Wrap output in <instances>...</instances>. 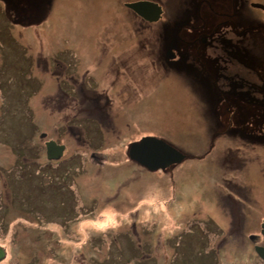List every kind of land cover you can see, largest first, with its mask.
<instances>
[{
    "label": "rangeland",
    "instance_id": "rangeland-1",
    "mask_svg": "<svg viewBox=\"0 0 264 264\" xmlns=\"http://www.w3.org/2000/svg\"><path fill=\"white\" fill-rule=\"evenodd\" d=\"M105 1L68 0L62 7L65 12L51 16L42 9L28 19L32 25L25 28H22L25 23L18 22L19 16L14 14L17 18L9 19L0 10V151H3L0 164L10 165V178L24 197L23 201H17V205L23 206L22 210L11 204L10 217L0 218V244L6 245L10 252L13 246L14 252L22 257L19 263L14 264H93L91 259L103 264L109 252L107 244L93 243L97 246L95 250L93 244L88 243V237L109 234L113 243V237L124 231L135 242L133 232L139 227L133 224L132 219L149 217L156 220L151 241L157 246L155 255L157 252L158 254L147 260L148 257L139 253V250H117L108 256V264L124 261L132 255L137 260L139 257L145 259H141L139 264H263L253 251L252 245L254 242H263L261 237L257 240L255 232L262 236L259 223L264 218V146L256 142H264L262 139L243 140L231 145L227 143L230 141L219 140L220 143L211 146L214 140L212 141V135L207 130L205 118L200 115L201 105L195 94L188 91L190 88L187 84L177 79L175 72L158 82V87L148 93L152 90V85L145 76L152 75L158 69V64L153 50L145 49L141 45L146 32L135 34L132 25L129 22L124 23L123 16L111 5L106 7ZM125 25L129 30L124 28ZM122 31L127 33H120ZM104 41L108 42L105 44L106 48L101 45ZM114 41L120 44L113 46L112 43L109 49L110 43ZM97 45H101L105 53H112L108 56V61L116 63L112 64L111 68L115 69L109 70V73L113 72L111 77L116 79L117 85L105 83L102 76L94 75L96 63L105 56ZM118 55L121 56L118 58ZM118 59H121L123 67L119 71L116 70ZM51 60L64 61L69 70H90L94 75V82L99 85L96 87L97 91L106 88L109 92H118L121 89L123 95L116 98L113 106L116 111L131 110L135 115L122 117L117 128H113L116 139L123 137L125 142V139H133L137 134L160 136L178 149L195 155L183 161L180 168L173 171V190L169 174L158 171L143 172L131 162H119L123 152L122 143L118 144L115 139L108 144L102 142L111 139L113 135L106 134L103 132L105 129L97 127L92 123L93 120L87 118L86 104L82 109H79L82 104L74 109L71 107L74 106L73 102L67 99V105L70 106H63L60 114H55L61 105H65V101L57 94H51L49 101L48 95L58 83L62 87L66 83L57 82L56 77L49 76L40 67L39 63H50ZM124 69L128 74L123 72ZM130 73L132 74L129 75ZM139 86H142V93L137 95ZM125 91L132 92L127 100L134 98V101L122 102ZM46 93L48 95L45 96ZM45 99L48 104L46 106L53 113L44 114L42 107ZM72 110L78 112V115L72 117ZM62 115L74 120L72 125L83 131L82 137L89 144L86 147L80 130L73 128L72 131L77 137L73 144L68 143L67 154L73 148L85 149L86 154L82 159L88 163L86 176H78L82 184L80 190L89 199L85 197L84 200H99L95 213L90 215L89 210L88 216H83L86 220L66 227L65 231L74 232L65 234L62 231L63 223L77 214L73 207V194L65 190H68L67 184L71 180L70 168L59 166L54 170H46L44 163L37 157L29 167L19 162L22 155L19 151L26 150L25 155L29 153L33 140L36 145H43L44 137H35V126L40 128V134L45 131V135L56 137V128L59 126L57 121H62ZM92 115L91 112L88 114ZM108 145L109 150L103 152V148ZM209 149L211 150L206 156L199 157ZM89 153L103 154L105 160H108L105 167H102L105 171L103 175L96 176L102 171L101 168L90 172L92 161L97 160L91 161ZM223 155L225 157L222 160ZM101 157L99 155L97 159ZM110 162L117 167H113ZM37 166L41 169L34 172L33 168ZM224 168L229 172L228 175L223 173ZM45 171L47 174H44ZM216 171L219 182L217 184L214 181ZM45 175L59 182L61 187L56 184L44 186ZM223 177L232 179L226 182L228 190L222 187L220 178ZM62 178L65 180V188ZM133 181L134 184L126 188L116 202L114 194L120 186ZM0 185L3 186V183L0 182ZM227 191L236 194L241 201L234 211L228 199L226 200L230 209L223 207L222 211L220 208L219 196L225 197ZM205 192L207 196L204 195ZM3 197L6 201L5 190ZM157 198L164 199V202H156ZM5 201L0 200L3 210L9 204ZM146 201L155 202L152 209L147 207ZM52 205H61L63 210L52 213ZM132 208L137 211L126 214ZM195 212L202 218H194ZM165 215L167 218H164ZM17 216L31 223L36 221V224H19L18 237L15 236L16 241L10 243V222ZM205 216H210L212 220L209 222ZM192 222L194 225L189 228L190 232L181 233L184 224L189 225ZM201 226L209 230V235L202 231ZM54 227L66 237L60 245L67 252L60 256L54 246L57 252L55 262L49 254L47 257V250L44 249L48 233ZM213 230H216L217 236L212 234ZM251 234H254L253 239L250 238ZM74 246L77 248L75 252H71V247ZM10 252L6 258L0 260V264H10ZM72 257L75 260L71 261Z\"/></svg>",
    "mask_w": 264,
    "mask_h": 264
},
{
    "label": "flooded vegetation",
    "instance_id": "flooded-vegetation-1",
    "mask_svg": "<svg viewBox=\"0 0 264 264\" xmlns=\"http://www.w3.org/2000/svg\"><path fill=\"white\" fill-rule=\"evenodd\" d=\"M67 1L0 0V10L9 19L12 17L17 18L15 15L19 16L17 18L18 22L25 23L26 25L22 27L25 28L32 25L26 21H29L36 12L42 11V9L46 12L45 14L51 16L65 12L62 7ZM131 4H137V9L132 8ZM104 5L106 7L111 5L120 13L124 18V23L129 22L132 25L135 34L146 32L142 38L143 41L139 40V42L141 41L143 48L153 50L154 59L158 64V69H155L152 75L145 76V78H149L150 85H152V90L148 93H152L158 87V82L167 79L170 73L175 72L177 79L187 84L190 88L188 91L195 94L201 105L200 115L205 118V123L208 126L207 130L212 135V141L214 140L211 146L214 147L220 141H230L227 143L231 145L234 142L237 143L243 140L262 139V142H264V0H106ZM21 17H24V19ZM124 28L128 29L126 25ZM120 33L126 34L127 31ZM115 41L110 43L109 49L112 43L113 46L120 44ZM106 43L108 42L104 41L101 45L106 48ZM101 45L97 46L104 55L105 51ZM111 54L108 51L104 57L98 60L94 75L102 76L105 83L109 82L111 85H117L116 79L111 77L113 72L109 73V70L115 69L111 68L112 64L116 63L108 61V56ZM120 56L118 55V58ZM117 62L116 70L119 71L123 68L121 59H118ZM39 65L49 76L56 77L57 82L64 81L66 83L64 87L58 83L49 95L45 94V96L48 95L49 101L51 94H57L64 99L65 105L60 106L59 110L56 111L57 113H55L56 115L60 114L62 107L68 104L67 99L73 102L74 106L71 107H74V109H78L79 104H82L79 107V109H82L86 104L85 109L89 111H87V118L93 120L92 123L97 127L105 129L103 132H106V134L111 133L114 136L111 135V139H105L102 142L108 144L110 140L115 139L118 144L122 143L123 152L122 155L120 154L119 162L124 164L131 162L143 172L148 171L136 162L128 160L126 156V146L142 135L137 134L134 139H125L124 142L123 137L116 139L112 132L113 128H117L122 117L135 115L131 110L116 111L113 106L116 103V98L123 95L121 89L118 92L114 90L109 92L106 88L97 91L96 87H99V85L94 82V75L90 70L84 72L82 70H69L68 64L64 61L42 62ZM125 69L127 68L125 67ZM125 69L123 70L124 73H126ZM88 90L90 91L88 92ZM54 91L57 93H52ZM131 93L125 91L122 102L134 101V98L127 100L128 95ZM141 93L142 86H139V91L136 94ZM44 104L42 107L44 114L46 112L53 113L46 106L47 99H45ZM73 112L72 117L78 115V112ZM90 112L93 114L92 116H88ZM62 117V121H57L59 126L56 128V133L59 137H64L65 145L69 149L68 143L73 144L77 137L76 133L72 131L73 128L80 130L81 137L83 131L72 125L74 122L72 118L64 115ZM82 140H84L83 137ZM84 142L86 147L89 146L86 140ZM226 144H223L224 147H226ZM256 144L264 146L261 143L256 142ZM210 150L203 156H206ZM88 155L91 161L92 159L97 160L92 161L93 167L89 168L90 172L93 173L96 169L101 168L102 171L96 176L103 175L105 171L102 167H105L108 163V160H105L106 157L100 153H89ZM99 155H102L101 159H97ZM82 156V154L72 151L65 154L62 161L63 165L70 168L71 171L69 189L73 186L71 192L74 199L77 195L81 201L80 207L95 210L99 207V200L97 202L96 200L86 202L84 199L85 197L88 199V196L82 194L80 190L82 184L78 176H86L85 170L88 167V163L82 159ZM224 157L223 155L222 160ZM113 162L116 163L117 161ZM112 164L114 165V163ZM181 164L182 162L172 164L170 168L165 170L170 176L172 190L175 184L172 177L173 171L180 168ZM0 166V170H2L0 172V182L5 187V177H7L5 173H7L10 165L0 164ZM223 173L228 175L229 172L226 170ZM217 177L216 171L214 174L215 184L219 183ZM135 179L138 180L136 175ZM134 181L128 182L127 185L123 183L120 186L114 194L116 202L122 196L123 191L134 184ZM220 181H222V187L228 190L229 187L227 189L226 182H230L232 179L223 177L220 178ZM3 186L1 185V188L5 190ZM65 190L71 193L69 190ZM6 194V200H8L9 195ZM204 195H206V192ZM226 199L229 200L233 211L237 209L238 203L241 202L236 194L227 191L225 197L223 195L219 196L221 203L219 205L222 211L223 207L226 209L229 207L230 209ZM75 206L76 202H74ZM61 208L63 209V206ZM4 209L10 212V207ZM256 233L257 239L261 237L264 245V237ZM138 234L135 246L123 234L119 242L120 250H139L150 258L155 257L158 252L155 255L157 246L151 241L153 227L147 228L141 224L139 225Z\"/></svg>",
    "mask_w": 264,
    "mask_h": 264
},
{
    "label": "water",
    "instance_id": "water-1",
    "mask_svg": "<svg viewBox=\"0 0 264 264\" xmlns=\"http://www.w3.org/2000/svg\"><path fill=\"white\" fill-rule=\"evenodd\" d=\"M132 8L137 9V4H131ZM47 154L51 157H57L62 153L63 145L55 144L52 141L46 143ZM129 155L148 169L165 168L177 162H180L184 155L171 145L156 137L145 136L140 141L134 142L130 146ZM261 233L264 235V219L261 223ZM255 251L259 257L264 260V246L255 245ZM0 249V257L3 255Z\"/></svg>",
    "mask_w": 264,
    "mask_h": 264
},
{
    "label": "trees",
    "instance_id": "trees-1",
    "mask_svg": "<svg viewBox=\"0 0 264 264\" xmlns=\"http://www.w3.org/2000/svg\"><path fill=\"white\" fill-rule=\"evenodd\" d=\"M37 150H35L34 148L33 149H31L30 151H29V153H26V155L24 154L25 152H26V150L25 151H19V154H22V155H25V167H29L30 166V164L31 163H33L34 161H35V152H36ZM14 152V151H13ZM21 155V156H22ZM71 163V162H70ZM63 165V164H62ZM63 167H64V165H63ZM35 169H40V167L39 166H37V167H34L33 168V170H34V172H35ZM36 172H38V171H36ZM6 175H7V177H5V180H6V185H5V190H6V188H7V190H6V193H8V195H9V197H8V200H6L9 204H8V209H9V207H10V205L11 204H13V206H14V208H16V209H20V210H22V208H23V206H21V205H17V201L18 200H20V201H23L24 200V197H22V193L21 192H19L18 191V189L16 188L17 186L14 184L15 182H13V180L10 178V171H8L7 173H5ZM11 198V199H10ZM0 200H2V201H5V199H4V197H3V189L0 187ZM0 213L2 214V215H0V216H4V215H8V211H5V209L3 210L2 209V206L0 205ZM202 228V227H201ZM216 230H213V232L214 233H216L215 232ZM217 232H219L218 230H217ZM15 236H17V234L14 232V233H12V234H10V242L11 243H14L16 240H15ZM16 244H18V243H16ZM93 262H97L96 260H94V259H91ZM19 261V260H18ZM28 262V261H27ZM26 262V263H27Z\"/></svg>",
    "mask_w": 264,
    "mask_h": 264
},
{
    "label": "bare ground",
    "instance_id": "bare-ground-1",
    "mask_svg": "<svg viewBox=\"0 0 264 264\" xmlns=\"http://www.w3.org/2000/svg\"><path fill=\"white\" fill-rule=\"evenodd\" d=\"M2 156H3V151H0V157H2ZM0 172H2V170H0Z\"/></svg>",
    "mask_w": 264,
    "mask_h": 264
}]
</instances>
